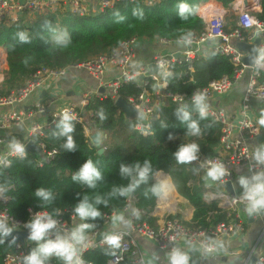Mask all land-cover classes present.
I'll return each mask as SVG.
<instances>
[{"label":"trees","instance_id":"16d2710c","mask_svg":"<svg viewBox=\"0 0 264 264\" xmlns=\"http://www.w3.org/2000/svg\"><path fill=\"white\" fill-rule=\"evenodd\" d=\"M179 2L180 0H166L156 6L148 7L139 0L124 1L104 13L84 17L69 12H59L29 24L0 23V49L6 55L7 64L3 81L0 83V97L7 95L11 90L25 86L40 69L61 71L80 65L108 53L112 48L133 38L148 42L178 41L181 36L189 32L192 36L200 34L206 27L204 20L197 15L202 5L212 2L229 9L235 0H186L190 6L197 9L195 15L189 16L187 20H181L177 15ZM260 8L261 12L256 14V17L264 19V0L260 1ZM134 10L142 12L143 19L134 16ZM116 11L125 17L122 22L117 21L114 15ZM50 28L66 29L72 38L69 47L64 49L52 47ZM21 30L29 32L32 37L30 43L21 44L16 40V33ZM192 65L193 70H189L185 65L173 64V74L165 78L167 82L165 91L174 95L191 96L194 92L208 87L211 82L223 77L233 78L232 62L219 52L208 50L203 57L196 58ZM259 72L260 81L264 84V70ZM147 88L149 95L153 96L155 84L149 82ZM118 93L123 99L137 100L142 94V89L137 87V82H130L122 85ZM115 104L111 97H93L84 107L92 132H99L103 136L99 147L93 144V133L90 138L87 137L82 126L73 121L72 136L76 150L66 151L63 147L66 138L53 135L58 121L46 130L43 136L36 139L46 152L55 151L53 158L44 160L43 166H39L41 154L28 152L24 159H13L11 167L0 168V185L6 186V190L0 192V196L6 199H0V208H6L14 219L22 223L29 221V210L46 211L56 217L75 216L73 208L80 197L84 195L89 199L94 198L95 195L106 197L114 185L128 183L119 175L121 162H143L147 159L152 164L153 175L147 184H142L131 194L137 199V207L145 212L140 220L155 225L160 219L159 216H151L158 207L160 198L152 195L150 188L154 184L161 183L155 179V176L161 172L170 178L176 192L193 209L190 223L183 220L180 211L163 217L179 220L184 225H191L203 231L227 222L229 209L220 207L217 201L205 200L204 195L209 187L206 186V181L198 167L193 163L179 164L172 155L179 144L195 142L201 147V160L215 158L220 149L222 136L220 123L209 115L199 121L202 133L199 137L186 136V126L181 125L174 114L177 106H158L154 109L150 123L151 133L144 136L135 129L141 122L137 115H127ZM101 111L105 116L103 120L99 116ZM193 118L199 119L196 113H193ZM161 122L167 127L162 128ZM169 133L173 134L174 140L169 141ZM6 138L21 139L23 135L10 133ZM102 147H106V151L100 152ZM87 159L93 160L103 173V180L95 189H88L71 179L73 173ZM40 187L52 191L54 199L50 204H43L35 197L34 192ZM127 198H109L107 206H100L102 217L94 221L96 227L89 231L88 236L102 232L106 216L116 211L121 212L126 206ZM13 247L14 242L7 243L5 239L0 241V264H5L4 258ZM34 247L35 243L32 241L27 254ZM120 249L121 246L114 251L109 250L105 245L84 254V259L90 264H109ZM51 264H59V262L53 259ZM124 264H129V261Z\"/></svg>","mask_w":264,"mask_h":264},{"label":"built area","instance_id":"2783aa9c","mask_svg":"<svg viewBox=\"0 0 264 264\" xmlns=\"http://www.w3.org/2000/svg\"><path fill=\"white\" fill-rule=\"evenodd\" d=\"M124 1L135 2L137 0H99L95 7H92L88 0H0V23L7 25L20 22L29 24L34 20L59 12H69L84 17L104 13ZM139 1L148 7H153L165 0ZM258 2L259 0H254V3ZM251 13L250 8L241 9L236 14L233 27H228L222 15L204 18L203 20L206 23L204 31L192 36L191 44H182L183 50L168 54L160 52L153 56L150 64L158 67V74L150 71V64L135 68L132 66L140 43V40L136 38L122 42L108 53L70 67L84 70L97 83V91L87 94L81 106L70 104L54 108L56 98H41L44 86L51 79L65 75L70 68L61 71L40 69L25 86L11 90L7 95L0 97V130L5 132L0 137V155L6 154L8 150L7 145L10 139L6 138L7 130L11 132L13 128L22 126L26 119L47 116L46 121H35L30 125L23 138H16L23 142L26 148L31 142L39 147L40 151L38 153L41 154L42 159H39L38 165L43 166L44 160L53 158L55 151L46 152L43 145L36 142L37 137L43 136L45 131L57 123L61 119L62 113L67 110L74 117L73 121L80 124L85 135L90 138L93 132L90 123L86 119L84 107L89 104L93 97H111L116 103L121 98L118 93L120 87L130 82H137V87L142 89V94L137 100L133 98L124 99L133 107L136 114L142 112L146 117L136 125L135 129L144 136L150 135V123L155 107L177 106L174 103L175 98H182L187 101L191 97L185 94L174 95L165 91L167 86L165 78L173 74V64L185 65L189 70H193V61L198 57H203L206 48H209L208 50L219 52L228 57L234 66V73L232 79L223 77L218 81L211 82L208 87L196 91L203 93L207 101L229 93L241 79L247 77L242 103L235 118H232L223 109L209 107V115L222 126L220 149L217 156L211 160L221 162L227 170V175L220 181L205 180L209 190L206 191L204 198L208 202L217 201L220 207L229 209V220L206 231L200 228L188 227L179 220L167 219L166 217L159 219L155 225H151L149 222L139 219L145 215V212L137 207L136 197L130 195L127 198L125 208L121 212L130 221L131 227L115 229V231H120L122 236L121 249L109 264H124L126 261H129V264H148L144 253L136 242V237H143L148 241H152L163 253H166L181 241H185L190 247L200 250L203 244H215L217 239L240 237L245 233L246 223L249 220L258 222L261 225L258 243H262L264 250V215L244 219L242 216L244 205L239 199L242 190L234 185L235 178L246 172L249 173V168L254 163L252 160L254 150L252 142L255 141L258 135L256 134L257 126L252 113L253 102L257 101L264 104V84L260 81L259 72L264 67V61L261 62L262 66L256 64V61L260 59L262 52H264V19L259 20ZM258 35L263 37L258 48L260 54L253 66H247L244 63L247 54L238 45L252 44ZM161 42L166 43L167 41L161 40ZM1 50L2 56L4 51ZM1 56L0 61L3 59ZM108 72H111L110 76H108ZM149 82L154 83L156 86L153 96L148 93L147 86ZM38 95L39 98L30 106H27L28 101ZM16 107L19 108L16 109ZM106 149V147H102L100 152H104ZM193 164L198 167L205 179L206 169L201 167L199 161L193 162ZM229 185H231V189H229ZM0 199L6 200L2 196H0ZM159 208L160 205L156 207L151 216H158ZM132 209L138 210V218L132 215ZM33 214L35 212L29 210L30 218ZM112 214L106 216L102 232L89 235L90 246L84 254L106 245L103 243L102 238L98 240V237L103 236L104 231L111 225ZM0 218H6L15 231H28L26 223L14 219L6 208H0ZM56 218L64 229L74 227L81 222L79 218L72 215L69 218L63 216ZM31 242L26 239L23 243H14V247L4 258L5 264H23V258L27 255ZM215 251L216 248L213 252L205 255H211ZM253 255L256 257L254 264H264V251L260 255H256L253 251L249 254L247 263ZM86 264L90 263L86 262Z\"/></svg>","mask_w":264,"mask_h":264},{"label":"clouds","instance_id":"9594fccd","mask_svg":"<svg viewBox=\"0 0 264 264\" xmlns=\"http://www.w3.org/2000/svg\"><path fill=\"white\" fill-rule=\"evenodd\" d=\"M197 9L190 6L186 0H180L177 4V15L181 20H187L189 16L195 15ZM114 15L118 22H122L125 17L116 11ZM133 15L143 19V13L137 10L133 11ZM50 44L54 48L64 49L72 43V38L66 29L50 28ZM192 34L189 32L180 37L178 44L188 45L192 42ZM16 40L21 44L31 42L29 32L21 30L16 33ZM264 61V52L260 59L256 61L258 66H262ZM174 103L177 104L175 109V117L177 121L186 126L185 135L199 137L201 127L200 120H204L209 116V103L203 93L194 92L190 99L185 101L182 98H175ZM193 113L198 115L199 119L193 118ZM100 119H105L103 111L99 113ZM137 118L143 121L146 117L144 113H138ZM74 117L69 111H65L61 115V119L56 125V131L53 135L66 138L63 147L66 151H75L76 144L72 133L74 131ZM258 127L256 134L259 135L260 130L264 129V111H261L256 121ZM161 127L166 128L167 125L161 122ZM169 141L175 139L173 134L169 133ZM7 153L0 155V167L9 168L13 159H24L28 154L26 145L19 139L12 138L8 141ZM201 147L195 142L181 143L172 153L176 162L179 164H191L199 161L201 167L206 169L205 180L220 181L227 175L225 166L211 159L200 158ZM253 165L249 168L247 175H240L237 180L239 188L242 190L240 201L243 203V211L249 217L264 215V143L258 144L252 153ZM119 175L126 179V185H114L107 196L95 195L89 199L87 195L80 197L73 208L76 217L81 221L74 227L64 229L56 215L48 212H35L26 222L27 239L35 243V247L24 256L23 264H51L53 259L59 264H86L84 252L89 248L90 241L88 233L96 227L94 221L102 217L100 206H107L109 198L123 197L127 198L133 194L142 184H147L153 175L152 164L149 160L143 162L136 161L132 163L121 162L119 165ZM73 182L82 184L88 189H95L100 181L103 180V173L97 164L87 159L72 177ZM6 190V186L0 185V192ZM170 190L167 183L154 184L150 188L152 195L158 198H165ZM147 194V193H146ZM35 197L43 204H50L53 199V193L49 189L43 187L37 188L34 192ZM58 214V213H57ZM132 215L139 217L138 210L132 209ZM111 224L113 229L121 227H131L130 221L126 219L124 213L116 211L111 216ZM13 228L9 225L6 218H0V241L12 236ZM15 239V237H13ZM122 236L120 231H110L102 236V241L108 246L109 250L119 249L121 246ZM218 247V244H203L201 252L203 254L211 253ZM195 251V249H193ZM166 264H192V253L178 246H173L165 253ZM159 257H157V262Z\"/></svg>","mask_w":264,"mask_h":264},{"label":"crops","instance_id":"0c3cea01","mask_svg":"<svg viewBox=\"0 0 264 264\" xmlns=\"http://www.w3.org/2000/svg\"><path fill=\"white\" fill-rule=\"evenodd\" d=\"M88 1L91 3L92 7H95L96 3L99 0H88ZM247 1L249 2L247 3ZM208 6H216V8L207 10ZM247 8H250L252 12L251 14L254 15L255 17L256 14L261 12L259 2L254 3V0H235V3L232 4V7H230L229 9H225L216 3L208 2L199 8L197 15H199L202 18V20L206 17L222 15L226 20L228 11H231V12H235V19H236V14H238V12L241 9H247ZM259 20H263V19H259ZM234 25H235V20L233 25L229 24L228 27H233ZM262 40L263 37L258 35L255 41L252 44H248V45H253V44L259 45L262 43ZM240 45L241 44H239L238 46L240 47ZM183 48H184L183 45L178 44L177 41H167L166 43H164L161 42V40L155 42L140 40L132 66L135 68L150 64L153 56L157 53L162 52L168 54V53L181 51L183 50ZM208 49L209 48H206V52L208 51ZM3 57L5 59V62L2 67L3 70L5 71L7 69V64H6V55L4 52H3ZM262 70H264V67H262ZM111 72H108V76L111 75ZM2 79L0 76V82L2 81ZM246 82H247V77L241 79L229 93L209 99L208 103L210 108L223 109L232 118H235V115L242 103V96L244 93ZM95 91H97V83L93 81L92 78L84 70L70 68L67 71V73L62 77L51 79L44 86V89L40 97L56 98L54 108L67 106L70 104L81 106L84 97L89 93H94ZM37 98H39V95L29 100L27 106H30V104L36 101ZM18 108L19 107H16V109ZM261 111H264V104L254 101L252 113L254 115L255 123L259 118ZM46 120H47V116H41L35 119H26V121L24 122V124H22V126L13 128L10 133L12 134L18 133L20 135H24V133L28 130L29 126L32 125L35 121L43 122ZM256 126L258 127L257 123ZM3 134H5L4 131L2 134L0 133V137H2ZM102 138L103 136L101 135L100 140ZM260 143H264V129L260 130L259 135L256 137L255 141L252 142V148L255 149V147ZM247 174L248 172L244 173L243 175H247ZM155 179L161 183H167L172 185L170 178L161 172H159L155 176ZM237 180L238 177L235 178L234 185H236V187L239 188L237 184ZM174 191L176 192V190ZM180 198L183 200L181 201L183 204H188L185 199H183L182 197ZM159 202L160 204L158 203V205H160V208L158 210V216L160 219H162L163 218L162 211H165L166 209L169 210V207L171 205L169 203L170 200L167 197L163 199L160 198ZM168 205L170 206L166 207ZM192 215H193V209L190 207L189 219L192 218ZM242 216L244 219L249 218L247 213L244 211L242 213ZM248 222L249 223L245 229V233L240 237H229V238H221L215 240V244H218V247H216V251L211 255H205L201 253L199 249L190 247L185 241H181L176 246L184 250L190 251L192 253V264H254L251 263V261L247 263L249 254H251L254 251L256 255H260L264 251L262 243L261 242L258 243L259 235L261 233V225L252 220H249ZM121 228H125V227H121ZM113 230L115 229H113V226L111 224L109 228H107L104 231V234ZM136 242L139 248L141 249V251L144 253L148 264H166L165 253L161 252L157 248L155 243H153L152 241H148L143 237H136ZM193 249H195V251H193ZM157 257H159L158 262H157ZM253 257H255V255H253Z\"/></svg>","mask_w":264,"mask_h":264},{"label":"water","instance_id":"95a60500","mask_svg":"<svg viewBox=\"0 0 264 264\" xmlns=\"http://www.w3.org/2000/svg\"><path fill=\"white\" fill-rule=\"evenodd\" d=\"M260 1L261 0H259V3H260ZM259 46H260V44L259 45L258 44H253V45L241 44L240 45L239 48L247 54L246 58L244 59L245 65H247V66H253L254 65L256 59L258 58V56L260 54L258 51ZM149 69L152 73L158 74V67L157 66L150 64ZM115 106L122 109L127 115L136 114V112H134L133 107L129 103H127V101L123 98H119L117 100ZM6 134H10V131L7 130ZM100 138H101V135L99 132L93 133V135H92L93 144L98 146L100 144ZM26 149H27V152L32 153V154L40 151L39 147L34 142L29 143ZM229 189H231V185H229ZM13 237H15V239H13ZM101 238H102V236H99L98 240H100ZM26 239H27V232L26 231H15V230H13L12 236L6 238L5 242H7V243H10V242H14V243L21 242V243H23ZM255 260H256L255 257H252L250 261H251V263H254Z\"/></svg>","mask_w":264,"mask_h":264},{"label":"rangeland","instance_id":"374dc122","mask_svg":"<svg viewBox=\"0 0 264 264\" xmlns=\"http://www.w3.org/2000/svg\"><path fill=\"white\" fill-rule=\"evenodd\" d=\"M234 20H235V12L228 11V15L226 16V20H225L226 24L227 25H229V24L233 25ZM0 56H1V52H0ZM1 57L3 58L2 61H0V76H1V79H2L3 78V74H4V70H3V67H2L3 64H4L3 54H2ZM2 81H3V79H2ZM0 133L2 134L3 131L0 130ZM174 190H175V188L173 189V185H170V190H169L168 195L166 197L169 198V200H170L169 203H170L171 206L170 205L166 206V207L170 206L169 210L166 209L165 211H162V214H163V216H168L170 213H177L178 211H180L183 214V220H186L187 222L190 223V221L192 219V218L189 219L190 206L188 204H183L181 202V201H183L180 198L181 196H179V194L177 192H175ZM218 205H219V203H218ZM256 223H258V222H256ZM188 227H192V226L188 225Z\"/></svg>","mask_w":264,"mask_h":264},{"label":"bare ground","instance_id":"6f19581e","mask_svg":"<svg viewBox=\"0 0 264 264\" xmlns=\"http://www.w3.org/2000/svg\"><path fill=\"white\" fill-rule=\"evenodd\" d=\"M243 2H245V1H243ZM243 2H242V3H243ZM248 2H249V1H247V3H248ZM215 8H216V6H208L207 10H208V9H215Z\"/></svg>","mask_w":264,"mask_h":264}]
</instances>
